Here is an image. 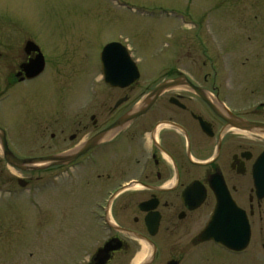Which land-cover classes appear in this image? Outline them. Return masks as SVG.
<instances>
[{"label":"flooded vegetation","instance_id":"1","mask_svg":"<svg viewBox=\"0 0 264 264\" xmlns=\"http://www.w3.org/2000/svg\"><path fill=\"white\" fill-rule=\"evenodd\" d=\"M12 42L0 41V59L11 77L1 103L9 99L11 85L23 89L49 68L65 75L71 68L69 53L61 51L56 58L53 43L38 37L20 41L18 56L9 60L3 51ZM28 42L37 50L27 51ZM109 43L126 48L137 66L136 79L106 82L100 55ZM181 49L154 66L137 58L132 43H104L98 78L80 100L71 97L65 105L37 109L34 154L21 153L27 142L18 138L15 143L5 133L18 158L70 157L19 169L1 154L0 162L21 176L3 170L0 193L13 199L23 190L31 192L39 216H49L35 231L36 244L24 246L37 248V264H96L106 244L118 248L105 264H264V102L247 111L235 109L207 49L192 73L180 66ZM39 54L44 70L28 79L22 65ZM158 88L154 103L133 116ZM223 192L238 210L229 209V247L204 234ZM59 217L81 229L87 243L58 244ZM62 230L67 235L70 229ZM3 241L9 257V229Z\"/></svg>","mask_w":264,"mask_h":264},{"label":"rangeland","instance_id":"2","mask_svg":"<svg viewBox=\"0 0 264 264\" xmlns=\"http://www.w3.org/2000/svg\"><path fill=\"white\" fill-rule=\"evenodd\" d=\"M26 37L48 39L58 59L61 51L69 53L71 68L66 75L49 68L23 89L11 85L9 99L0 101V125L13 142L19 138L28 144L21 153L36 152L37 109L53 102L65 105L71 97L80 100L98 78V53L111 40L137 46V58L154 66L181 47L180 66L190 73L205 60L206 48L235 109L247 111L264 102V0H0V41H13L3 52H14L5 58L14 60L16 46ZM6 67L0 59V93L11 81ZM1 154L0 149V159ZM3 170L21 176L2 161ZM33 196L25 190L13 199L0 193V264L38 263L37 248L24 246L36 244L35 231L49 216H39ZM60 219L58 244L87 243L81 229ZM6 229L9 257L3 248Z\"/></svg>","mask_w":264,"mask_h":264},{"label":"water","instance_id":"3","mask_svg":"<svg viewBox=\"0 0 264 264\" xmlns=\"http://www.w3.org/2000/svg\"><path fill=\"white\" fill-rule=\"evenodd\" d=\"M34 44L31 42L27 43L28 49L37 50V48L32 47ZM101 63L103 68V74L105 76L106 82L109 84L117 83H129L130 81L138 77L137 68L135 63L130 59L125 48L118 43H110L106 45L101 53ZM22 69L26 73L28 79H32L40 75L44 70V60L43 56L39 54L34 60L26 65H22ZM160 88L154 91L148 98L145 99L146 106H142L138 109L133 116H138L145 112L155 101L156 96L160 92ZM0 147L2 150L3 158L6 162L19 169H33L39 164L52 163L54 161L67 162L70 157L67 155L61 156H49L42 158H31V159H20L17 158L9 149L7 140L5 138V131L0 129ZM85 150H82L78 155L82 154ZM74 158V157H72ZM229 209L233 210L236 214V210L233 205L229 202V195L227 193H219L217 205L214 209L213 216L204 232L209 238L212 237L215 241L229 247L231 246V241H229ZM235 217L237 216L234 214ZM236 235V234H235ZM234 244H237L235 242ZM242 246V245H241ZM239 246V247H241ZM118 246L112 247L111 244H106V246L100 251V255L96 258V264H105L108 258V253L110 251L116 250ZM235 248H238L237 246Z\"/></svg>","mask_w":264,"mask_h":264}]
</instances>
